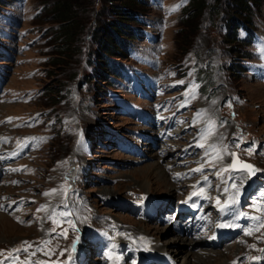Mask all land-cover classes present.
<instances>
[{
	"label": "rangeland",
	"instance_id": "obj_1",
	"mask_svg": "<svg viewBox=\"0 0 264 264\" xmlns=\"http://www.w3.org/2000/svg\"><path fill=\"white\" fill-rule=\"evenodd\" d=\"M56 1L24 0L23 6L18 10V0H0V17L11 21L12 16L16 14V29L20 33L16 41L12 42L14 44L13 59L5 63L8 66L7 76L4 75V78L0 76V118L8 116L17 117L20 120L23 116L36 111L51 110L46 116L39 114L30 119L28 123H21L20 126L10 127L5 123L0 125V130L9 135L8 139L14 138L17 134L32 132L50 135L46 143L38 141L28 145L27 156L22 161L25 166L24 174L17 177L19 180L22 178L23 183L20 182L22 184L17 187L0 186V194L8 193L10 196H19L27 192L31 195V200H36L32 208H29V211L34 214L27 216L23 225L18 224L14 217L0 212V248L17 245L22 239L30 240L37 236L49 240L54 232L50 230L48 223L54 219L53 215L57 212L60 214L59 222L66 224L68 222L66 215L73 209V226L67 231L79 228L83 225L81 215L84 218L88 215L83 207H80L79 202L80 196H85L89 206L87 210L92 215V217H87L93 224L99 223L101 226L99 217H106L108 226L125 224V226L128 225L127 232L146 233L147 231L149 232L147 234L155 235L156 242L160 239L161 246L177 250L179 255H182L181 259H177L179 264L182 259H189L186 252L193 251V248L184 241L189 237L182 236L180 239L174 237L159 223L144 224L137 218L135 211L129 208L133 206L130 201L131 192L172 195L173 191L162 180L168 178L162 165L169 163L167 161L169 153L166 152L163 155L150 153L149 158L146 155L143 161L138 162L136 156L123 151L124 149L121 150L120 146L123 145L117 140V133L130 144L135 145L136 140L129 132L138 126L134 119L114 113L113 105L109 97L105 96L104 91L109 87L115 92H120L121 95L125 93H122L114 84L110 85L102 80L97 81L93 77L88 80H84L83 77L80 83H76L75 80L66 81V75L74 70L77 71L78 76L86 73L87 68L82 65L85 55L89 57L96 71L104 74L99 63L105 61L106 57L111 61L123 60L121 57L123 50L119 41L126 40L127 42L128 33L134 36L133 32L139 30L146 38L154 39V43L151 44L157 47L160 53L161 83L158 87L161 89L160 99L163 104L167 100V106L172 108L180 105L181 107L183 103L179 101L184 99L179 95L180 88L177 85L179 78L185 76L191 78L195 70L198 71V76L201 71L206 72L208 73L206 82L208 92L205 95L202 92L203 96L198 93V95L194 94L190 100L193 103L202 100L203 104L199 106L203 108L206 116H216L215 114H219L220 111L228 116L222 122L220 121L224 128L233 129L228 134L227 130H223L225 137L238 138L240 134L237 136L234 134L241 132L239 126L244 130V134L247 133L248 140L254 139L249 148L264 153V81L257 79V83L250 79L251 74L247 76L245 72H242L238 64L234 62L239 55L227 52V47L233 43L225 42L221 36L223 33L221 22L225 21L228 13H234V10L239 7L230 4L229 0H220L217 2L216 12L212 10V4L216 1L206 0V5L196 17L198 29L192 34L193 36L189 37V45L183 47L182 41L187 28L184 27L182 18L186 13L193 12L192 7L188 8V0H138L140 3L143 2L138 9H127L128 7L120 0L108 2L78 0L83 2L79 7L74 8L76 10L75 19L78 25L82 24L79 37L75 41L79 49L76 52L71 46L72 53L65 51L64 56H58L55 51L63 50H59L58 45L60 44H57L61 41L62 35L58 33L61 23L53 16L55 11L53 6ZM180 4L184 6L183 9H180ZM119 7L123 11L119 10L121 13L117 14L115 12ZM235 15L241 18L243 16L242 13H238V10ZM120 16H126L127 19H121ZM233 18L235 20V17ZM249 19L251 24L248 26L253 29L255 40L251 45L252 48L249 46L241 48V56H248L246 58L258 61V67L262 68L256 37L258 32L264 38V0H259L256 6H250ZM131 40L137 49V46L145 49L144 46L148 45L141 37ZM262 42L264 43V40ZM8 48L7 44L3 47V49ZM105 48L109 56L103 53ZM250 49H253L251 54ZM142 51L147 53V50ZM250 55H255V57H250ZM50 59H57L54 61L59 63L64 61L65 68L58 67V65L48 66L49 61L54 63ZM222 61H227V63L221 68ZM0 63L4 62L0 61ZM103 71H108L106 77L108 79L111 75L109 68ZM47 72L53 75L48 76ZM175 79H177L176 82L172 81ZM62 83L64 84L61 85ZM68 87L70 89L66 92ZM46 88H51V90H45ZM60 94L62 97L58 98L56 103L50 104L53 98H57ZM233 97L239 99H232ZM9 99L12 102H9ZM224 101L229 104H224ZM88 106L93 109V117L88 115H91L89 110L86 111ZM38 116L42 118V121ZM36 118L41 122L32 123ZM55 118L62 119V121H56ZM103 123L107 129L114 128L111 136L100 137L99 144L96 140L91 141L90 138L85 137L87 131L95 135L104 131V127L101 126ZM79 124L84 127L82 126L83 128L77 132V136L84 145L90 146L89 151H86L82 144L73 145L74 133ZM95 126L97 127L94 128ZM62 128H68L70 131L65 132ZM261 135L263 139H258ZM260 142L262 143L257 148ZM234 145L231 146L234 147ZM227 146L230 147L229 144ZM261 164L264 166V162ZM158 165L163 170L164 178L155 174ZM66 181L73 189L74 201L72 203H65L60 192ZM168 184L171 185L170 182ZM46 193L48 195H45ZM99 193L108 196L109 201L103 202ZM36 208L40 209L38 213H36ZM28 217H35V221L29 222ZM194 241L197 249H200V242ZM232 248L237 249L236 245H232ZM213 249L218 250L221 255L226 254V249L223 247ZM213 253L209 252L210 260L214 259ZM190 260L194 261V259ZM218 264L226 263L219 262Z\"/></svg>",
	"mask_w": 264,
	"mask_h": 264
},
{
	"label": "trees",
	"instance_id": "obj_2",
	"mask_svg": "<svg viewBox=\"0 0 264 264\" xmlns=\"http://www.w3.org/2000/svg\"><path fill=\"white\" fill-rule=\"evenodd\" d=\"M108 1H113V0H103V2H108ZM121 3L123 5H125L126 7H128L127 9L131 8V9H138V7L141 5H143V2H139L138 0H120ZM216 1V3L212 4V10L217 12V2H219L220 0H214ZM230 4H235L237 7H239L238 9L234 10V13H228L225 17V21H223V24L225 26V32L223 34H221L223 40L225 42H230L233 43L231 44L229 47H227V52H231L232 54H238L239 56L242 55V52L240 51L241 48L245 45L244 40H238L235 37V32H236V24L235 23H241L242 25H244L245 27L250 24V6L253 5H257L259 0H229ZM83 2L82 1H78V0H57L54 3L53 9L55 10L53 13L54 18L60 22L61 24H59V29H58V33L62 35V39L61 41H59L60 44L59 46V50H63V51H55V54H57L58 56H64L65 55V51L68 52L70 51V53H72V48L74 51H78V47H76L75 41L76 39H78L80 31L82 29L81 25H78V21L75 19V14H76V10L74 9L75 7H79ZM188 8H193L191 11V13H186L185 17L182 18V22L184 23V27L187 28L186 32H185V36L184 39L182 41V45L183 47H186L187 45H189L188 40L189 37L195 33V31L198 29V24L196 23V17L198 15V13L200 11H202L203 7L206 5V0H189L188 1ZM187 6V5H186ZM73 7V8H72ZM240 9V10H239ZM123 11V9L121 10V7H119L118 11H116L115 13L120 14V11ZM238 10V13H242L243 16L241 18L240 17H236V11ZM125 11V10H124ZM127 13H129V11H125ZM129 15V14H128ZM235 17V20L234 18ZM249 17V18H248ZM121 19H127L126 16H120ZM234 21V22H233ZM129 37H131L132 35L130 33ZM104 36V35H103ZM193 36V35H192ZM105 38V37H104ZM53 41H55V39H53ZM105 42H107V39H105ZM99 45L102 46V44L99 42ZM234 46V47H232ZM111 50V49H109ZM110 52V51H109ZM103 53L107 56H109L107 53V49L105 48L103 50ZM122 54V53H121ZM94 55V54H93ZM122 56V55H121ZM66 57H68L66 55ZM50 60H57V59H50ZM59 60V59H58ZM63 63H59V62H48V66H54V65H58V67L62 66L63 68H65L66 64L64 65V61H62ZM237 63V61H236ZM99 66L101 67V70H106L108 67H105V62L101 61V63H99ZM63 70V69H62ZM60 72V71H59ZM48 76H52V73L47 72ZM78 73L76 70L72 71L71 73H69L68 75H66V81H73L76 79ZM88 76V78H90L89 75H85V77ZM98 78L102 81H104V75L99 74ZM64 83H62L61 85H63ZM207 84H205L206 86ZM45 90H51V88H46ZM56 91V90H55ZM47 92V91H46ZM62 95L60 94L57 98H53V102L50 104H54L57 102L58 98H61Z\"/></svg>",
	"mask_w": 264,
	"mask_h": 264
},
{
	"label": "bare ground",
	"instance_id": "obj_3",
	"mask_svg": "<svg viewBox=\"0 0 264 264\" xmlns=\"http://www.w3.org/2000/svg\"><path fill=\"white\" fill-rule=\"evenodd\" d=\"M155 174L158 175L161 178H164V176H163V170H162V168H161L160 165H158L156 167ZM162 180L167 183V185H168V187H169L170 190L173 189L172 185L168 184L167 178L166 179H162ZM160 198H157V199H160ZM156 210H158V209L156 208ZM219 231H221V228H218L216 230V233L219 234L220 233ZM224 234H226V233H224ZM184 241H185V243L187 245H190L189 247H192L193 248V251L186 252V254L189 256V259L188 258L182 259L179 264H218L219 262H224L225 263V261L228 259V256L227 255H221V254H219L218 257H215L213 260H210L209 256H207V255L205 257H201L200 255L197 254V252L194 251V248L197 247V244H195V241L194 240H192L190 238H185ZM157 248L160 251H166V252L170 251V252H172L173 255H175L174 257L176 259H178V258L181 259V256L182 255H179V252L177 250L167 249L166 247L161 246V245H158ZM201 250H202L201 248L198 249V251H201ZM190 259H194V261H191Z\"/></svg>",
	"mask_w": 264,
	"mask_h": 264
},
{
	"label": "snow or ice",
	"instance_id": "obj_4",
	"mask_svg": "<svg viewBox=\"0 0 264 264\" xmlns=\"http://www.w3.org/2000/svg\"><path fill=\"white\" fill-rule=\"evenodd\" d=\"M214 128H215L214 123L210 124L208 130L202 135V137H201L202 140L207 141L208 139H210L211 136L213 135ZM198 146L205 147V144L201 143ZM208 147L211 149L212 154H214V159L221 158L220 153L225 150V149L218 147L217 145H214V144L209 145ZM232 155L234 156V154H232ZM237 163H239V161H237L234 157L233 164L231 165V167L236 168ZM241 167L243 169H252L253 168V166L250 164H241ZM195 171H201V169H196ZM53 191H55V190H53ZM45 195H48V193H46ZM217 203L219 204L220 201L218 200ZM225 207H227V205H225ZM256 219L260 220V223H258L257 228L264 226V217L256 218Z\"/></svg>",
	"mask_w": 264,
	"mask_h": 264
}]
</instances>
